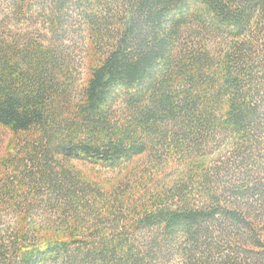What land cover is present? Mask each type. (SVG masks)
Instances as JSON below:
<instances>
[{
	"label": "trees",
	"instance_id": "obj_1",
	"mask_svg": "<svg viewBox=\"0 0 264 264\" xmlns=\"http://www.w3.org/2000/svg\"><path fill=\"white\" fill-rule=\"evenodd\" d=\"M0 127V264H264V0H0Z\"/></svg>",
	"mask_w": 264,
	"mask_h": 264
},
{
	"label": "rangeland",
	"instance_id": "obj_2",
	"mask_svg": "<svg viewBox=\"0 0 264 264\" xmlns=\"http://www.w3.org/2000/svg\"><path fill=\"white\" fill-rule=\"evenodd\" d=\"M11 138V133L0 127V157L5 152L7 143ZM217 155L209 156L207 161H211L216 158ZM68 166L74 171L78 172L82 178L95 184L104 191H111V189L118 185H132L138 188H148L151 191H155L162 188V186L168 182L173 181L179 176V173L188 171L187 168L180 169L176 175L169 177L171 169H164L163 171L151 174L152 169L146 155L136 157L132 161L126 163L121 168L117 169H105L96 165L88 164L87 162L80 160H72L67 162ZM150 168V169H149ZM150 170V171H149ZM141 189V190H142Z\"/></svg>",
	"mask_w": 264,
	"mask_h": 264
}]
</instances>
